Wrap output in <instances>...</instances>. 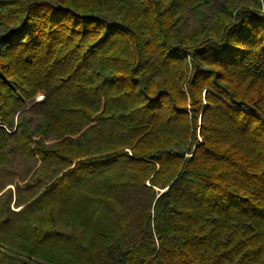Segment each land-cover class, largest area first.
<instances>
[{
	"label": "trees",
	"instance_id": "obj_1",
	"mask_svg": "<svg viewBox=\"0 0 264 264\" xmlns=\"http://www.w3.org/2000/svg\"><path fill=\"white\" fill-rule=\"evenodd\" d=\"M30 258L264 264V0H0V264Z\"/></svg>",
	"mask_w": 264,
	"mask_h": 264
},
{
	"label": "rangeland",
	"instance_id": "obj_2",
	"mask_svg": "<svg viewBox=\"0 0 264 264\" xmlns=\"http://www.w3.org/2000/svg\"><path fill=\"white\" fill-rule=\"evenodd\" d=\"M39 95H40V94H39ZM39 95H37L35 101H36V100H41V99H42V95H41V98H40V99L38 98ZM8 188H10V189L13 190V186H9ZM11 208H12V207H11ZM12 209H13V208H12ZM13 210H14V211H17L16 209H13ZM30 262L33 263V264H46V263H44L43 261H41V260H36V259H34V258H30Z\"/></svg>",
	"mask_w": 264,
	"mask_h": 264
},
{
	"label": "water",
	"instance_id": "obj_3",
	"mask_svg": "<svg viewBox=\"0 0 264 264\" xmlns=\"http://www.w3.org/2000/svg\"><path fill=\"white\" fill-rule=\"evenodd\" d=\"M40 100H36V102H39Z\"/></svg>",
	"mask_w": 264,
	"mask_h": 264
}]
</instances>
